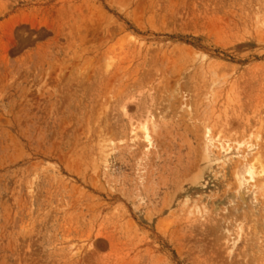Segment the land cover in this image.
<instances>
[{
    "label": "rangeland",
    "instance_id": "374dc122",
    "mask_svg": "<svg viewBox=\"0 0 264 264\" xmlns=\"http://www.w3.org/2000/svg\"><path fill=\"white\" fill-rule=\"evenodd\" d=\"M161 64L191 124L159 106L151 147L119 143ZM217 136L264 164V0H0V264H264V197L243 208Z\"/></svg>",
    "mask_w": 264,
    "mask_h": 264
},
{
    "label": "bare ground",
    "instance_id": "6f19581e",
    "mask_svg": "<svg viewBox=\"0 0 264 264\" xmlns=\"http://www.w3.org/2000/svg\"><path fill=\"white\" fill-rule=\"evenodd\" d=\"M103 61L105 62L103 64V74L105 76H108L110 75L111 66L106 63V59H103ZM182 70H183L182 68L176 70L175 67H173V65L171 64H161V66L158 68L157 76L156 79L154 80V84L150 85L146 91L147 92L146 102L141 104V106L140 105L138 106L141 107L142 110H137L139 112V118L136 121H134V118L129 115V110L125 102H122L118 105L119 114L121 115L122 118L126 120L127 125L129 127L127 136H125L122 133H118L116 135L119 143L123 142L125 137H127V139L129 138V140L132 143L141 140L142 142L145 143L146 147H151L153 143L152 135L155 132V129L160 124V122H163L167 116L171 115V114H167L169 110H159L158 109L159 106L160 107L161 106L167 107L170 105L175 106L177 108V110H174L175 114L177 113L179 116L182 115V118L184 119L187 125L191 124L189 121L192 120L193 115H191L192 113L189 107L184 104H181L178 98L180 97V95L182 96V92H183L179 90L180 87L179 74ZM209 76H210V88L212 89V91L219 90L221 85L224 83L222 78L216 76V73L214 71H211ZM109 104L105 105V107L108 106ZM105 111L106 110H94L93 112L94 114L92 116L93 117L92 125H90L88 129L89 138L92 140V142L96 143L98 159L105 157L107 154L111 153L116 149V146L113 144V141L109 137H107L109 128L107 129L106 127L107 120L105 121L106 118ZM203 111L205 112V110ZM201 114L203 113L201 112ZM202 120L203 119L201 118V120L198 121L201 126L200 128H197L199 124L197 125L198 122L197 123L195 122V124L197 125L196 129H199L198 131L200 132L202 130H204L203 132H205L206 128L204 127L206 125L204 123L206 121H204L205 119L203 120L204 122ZM200 121H202L203 123L202 122L200 123ZM201 124H204V126ZM104 127H106V130L108 132H105ZM203 135L204 134L202 133L201 135L202 139L204 137ZM205 137H207V135ZM206 140L208 141L207 144L208 153L211 154V148L215 147L214 144H216L218 145V147L222 149L223 154H225L226 156L230 155L233 158H238L237 169H236L237 189H238L237 199L242 201V203L244 204L243 208H246L248 210L251 209L249 210L250 214L252 216H255L257 214V212L254 211L255 207L257 206L255 202L256 196L260 195V197H264V164L262 163L260 153L258 151L259 141L257 137L253 139V137L251 136L250 138H248V140L242 143H237L236 145L237 147L231 146L228 143V139L221 138L219 136L209 137ZM214 206L216 213L217 206L216 205ZM208 208L210 209V207ZM223 231L226 234V236L229 237L228 235L229 231L227 229H223ZM225 242L227 245L230 243V245L227 246V249H231L234 246V239H230V240L225 239ZM87 247L88 249H91L92 244L91 243L88 244Z\"/></svg>",
    "mask_w": 264,
    "mask_h": 264
}]
</instances>
